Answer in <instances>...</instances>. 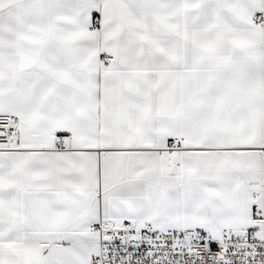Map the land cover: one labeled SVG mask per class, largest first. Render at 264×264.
<instances>
[{
  "label": "snow or ice",
  "instance_id": "6c2138e0",
  "mask_svg": "<svg viewBox=\"0 0 264 264\" xmlns=\"http://www.w3.org/2000/svg\"><path fill=\"white\" fill-rule=\"evenodd\" d=\"M0 264H264V0H0Z\"/></svg>",
  "mask_w": 264,
  "mask_h": 264
}]
</instances>
